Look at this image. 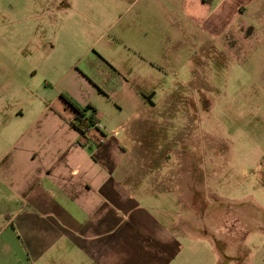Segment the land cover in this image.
<instances>
[{"label": "crops", "instance_id": "0c3cea01", "mask_svg": "<svg viewBox=\"0 0 264 264\" xmlns=\"http://www.w3.org/2000/svg\"><path fill=\"white\" fill-rule=\"evenodd\" d=\"M257 1L105 0L108 9L118 13L113 21H122L124 46L130 50L118 51L121 60L107 51H99L104 60L89 54L96 69L80 63V70L67 73L66 82L59 78L54 83L58 94L44 99L37 112L11 115L7 143L0 147V264L173 261L175 233L158 219L171 216V209L144 203L138 189L133 190L142 185L140 174L146 167L152 169L153 185L170 190L173 179L157 177V171L169 163L170 153L186 154L184 146L170 149L173 143L158 132L159 123L168 128L174 121L168 109L173 97L155 99V84H165L161 77L169 70L188 73V57L173 49L177 37L182 42L192 38L193 27L202 48L212 39L232 43L233 35L247 24L244 16L261 7ZM56 4L64 8L74 3L50 2ZM137 43L147 44L151 52L145 51L148 47L137 49ZM144 72L154 85L140 83ZM60 93L81 107L92 106L102 128L76 131L71 125L74 113ZM115 93L126 97L119 101L132 105L129 120L120 128L91 103L96 94ZM160 104L165 111L158 110ZM123 129L130 139L125 145L119 133ZM182 136L181 145L186 143L185 132Z\"/></svg>", "mask_w": 264, "mask_h": 264}, {"label": "rangeland", "instance_id": "374dc122", "mask_svg": "<svg viewBox=\"0 0 264 264\" xmlns=\"http://www.w3.org/2000/svg\"><path fill=\"white\" fill-rule=\"evenodd\" d=\"M51 1L0 0V147L7 143L11 115L37 112L44 99L58 94L54 83L66 82L80 63L96 69L89 54L104 60L99 51H107L121 60L118 51L130 50L122 21L114 22L118 13L105 0H69L73 6L64 8ZM256 4L261 7L244 16L247 24L232 43L211 38L202 48L193 27L192 38L177 37L173 49L188 57V73L169 70L161 77L167 82L155 84V99L173 97L168 109L174 121L168 128L159 123L158 132L173 143L170 149L184 146L186 154L170 153L157 171V177L173 179L170 190L150 182V167L133 190L144 203L171 209V216L158 218L176 236L170 264H264V0ZM140 47L150 51L145 43ZM142 75L143 86L154 85ZM119 98L126 99L115 93L91 100L117 127L132 112ZM119 133L124 145L130 142L125 129Z\"/></svg>", "mask_w": 264, "mask_h": 264}, {"label": "trees", "instance_id": "16d2710c", "mask_svg": "<svg viewBox=\"0 0 264 264\" xmlns=\"http://www.w3.org/2000/svg\"><path fill=\"white\" fill-rule=\"evenodd\" d=\"M59 96L74 113L73 118L71 119L72 127L79 133L84 134V132H86L88 128L92 127L95 122V112L93 107L89 104L84 107L79 106L66 93H60Z\"/></svg>", "mask_w": 264, "mask_h": 264}, {"label": "built area", "instance_id": "2783aa9c", "mask_svg": "<svg viewBox=\"0 0 264 264\" xmlns=\"http://www.w3.org/2000/svg\"><path fill=\"white\" fill-rule=\"evenodd\" d=\"M92 127L102 128V126L98 122H94Z\"/></svg>", "mask_w": 264, "mask_h": 264}]
</instances>
